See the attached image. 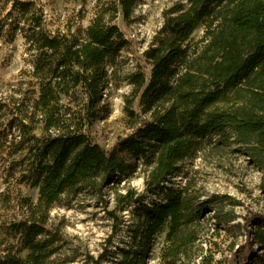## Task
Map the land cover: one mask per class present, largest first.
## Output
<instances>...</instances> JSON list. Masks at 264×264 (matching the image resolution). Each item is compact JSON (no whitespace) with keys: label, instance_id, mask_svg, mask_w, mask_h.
Here are the masks:
<instances>
[{"label":"trees","instance_id":"16d2710c","mask_svg":"<svg viewBox=\"0 0 264 264\" xmlns=\"http://www.w3.org/2000/svg\"><path fill=\"white\" fill-rule=\"evenodd\" d=\"M136 1L106 0L85 28L67 32L49 30L34 0H12L0 12V38L19 33L30 65L0 95V164L6 177L37 189L35 200L9 186L0 192L5 210L19 203L5 226L15 243L0 241V264L73 261L76 252H62L67 242L51 224L52 207L63 195L100 193L140 173L156 200L133 188L116 191L119 208L135 209L131 245L114 264H149L161 235L160 264H179L207 223L239 227L225 209L233 199L203 193L185 164L205 144L236 142L264 169V0H188L164 12L165 36L125 74L130 131L104 148L89 128L108 116L107 92L119 86L118 59L129 45L112 20L120 15L127 22ZM197 27L203 34L193 41ZM254 237L264 244L263 230ZM106 255L90 261L102 264Z\"/></svg>","mask_w":264,"mask_h":264},{"label":"rangeland","instance_id":"374dc122","mask_svg":"<svg viewBox=\"0 0 264 264\" xmlns=\"http://www.w3.org/2000/svg\"><path fill=\"white\" fill-rule=\"evenodd\" d=\"M34 1L42 9L45 25L49 30L67 32L85 28L100 3L106 0ZM11 2L12 0H0V12L5 13ZM187 3L188 0H137L127 22L120 15L112 20L129 39V45L118 59L116 73L120 77L119 86L107 92L108 116L105 119L99 118L89 128L93 139L104 148L111 147L119 137L130 131L124 110V97L130 93L125 74L135 68L144 49L165 36L164 12ZM202 34L203 28L197 27L191 38L197 41ZM27 58L24 39L19 33L12 39L9 35L0 38V95L8 88L9 83L16 80L20 69L30 67ZM133 109L138 111L136 102ZM205 148L197 157L187 160L185 166L188 175L196 179L197 186L203 193L226 194L233 199L234 205L226 204L225 209L232 211V223L239 227L228 231L224 227L207 223L191 256L184 258L179 264H264V244L255 241L254 237L257 228L264 231V169L256 165L242 144L231 142L213 148L205 144ZM7 186L14 195L19 189L22 195L36 199V188L17 184L14 176L6 177L0 164V192ZM126 188L135 189L147 202L156 200V196L145 193L140 173L128 182L109 185L100 193L81 189L63 195L52 207L51 224L62 233L67 242L62 252L68 253L72 249L77 254L73 261L66 264H93L91 257L96 260L100 254L106 253L107 257L101 261L102 264H114L120 259L121 250L131 245L132 212L135 209V204L123 208L116 205V191L124 192ZM15 202L13 200L12 204ZM18 209L19 203H15V209L10 210H5L0 203L1 242L15 243L14 234L6 233L10 229H5V226ZM110 211L113 216L109 214ZM248 228L251 234L246 233ZM162 245L161 235L147 258L149 264H160ZM60 258L57 262L63 256Z\"/></svg>","mask_w":264,"mask_h":264}]
</instances>
